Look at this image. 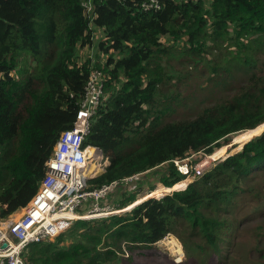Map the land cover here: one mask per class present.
Masks as SVG:
<instances>
[{
    "label": "trees",
    "instance_id": "1",
    "mask_svg": "<svg viewBox=\"0 0 264 264\" xmlns=\"http://www.w3.org/2000/svg\"><path fill=\"white\" fill-rule=\"evenodd\" d=\"M149 1L0 0V217L28 205L38 191L95 70L103 75L106 97L84 143L101 148L110 163L90 179L89 189L166 167L164 186L155 190L170 189L187 177L175 161L192 153H213L209 157L218 161L185 190L143 201L123 192L118 209L139 204L74 221L54 241L30 245L25 264H109L125 252L152 249L169 234L187 257L195 250L226 257L229 208L252 171L264 170V0H158L159 10L143 11ZM95 29L103 33L99 48L106 57L81 61ZM174 46L183 50L174 54ZM174 58L202 63L210 78L225 83L237 68L250 75L230 99L189 120L162 124L158 96L176 76L167 62ZM256 128L259 136L222 160L238 145L235 137L226 146L232 135Z\"/></svg>",
    "mask_w": 264,
    "mask_h": 264
},
{
    "label": "rangeland",
    "instance_id": "2",
    "mask_svg": "<svg viewBox=\"0 0 264 264\" xmlns=\"http://www.w3.org/2000/svg\"><path fill=\"white\" fill-rule=\"evenodd\" d=\"M86 5L90 8L88 1ZM93 35V44L90 45L89 48L84 47L81 52V61H84L87 57H92L97 61L103 60L106 57L99 48V42L104 38L102 31L95 29ZM165 39H168L172 43L171 38L165 37L163 42ZM179 44L181 45L180 42ZM233 49L232 47L229 49L224 47L221 50L228 52ZM182 50L183 47L181 46L173 47L174 54H179ZM167 62H169L173 68V74L171 75L176 76L168 85L162 87L158 96V101L161 102L159 105L163 112L159 121L162 124L189 120L204 108L230 99L247 84L250 75L247 69L237 68L233 73V79L225 83L224 81L222 82L210 78L213 74L207 69L203 70L200 67L202 63L197 64L196 61L193 62L192 60L189 62L185 58L182 64L175 58ZM177 77L182 78V80L179 82L176 80ZM155 116L156 115L153 114L151 118L153 119ZM259 130L260 128H256L254 131L248 133L243 132L232 135L226 146L232 143L235 137H237L239 142L237 147H232L225 157L229 154L232 155L241 151L244 147L242 144L256 136ZM210 155L192 153L186 159L176 161L177 164H175L177 169L186 173L185 175H188L186 179H184L185 181L182 182H185V184L190 183L189 181L193 179L192 176L195 175V173L200 172L201 174L206 169L215 165L218 161L213 165H208L204 169L199 168V165ZM167 169L168 167L156 168L149 172L148 175H140L138 180L129 182L131 186L129 184L125 185L126 189L117 188L109 194L108 198L105 199V204H110L111 206L115 205L114 201H119L115 199L117 191L121 190L124 191L129 189L127 190L129 194L134 192L137 195V200L141 199L142 201L151 197L147 196L149 194L154 193L155 195L158 191L164 192L163 190L155 191V189H157L159 185H163L160 179L164 175L163 172H167ZM190 170H193V172L190 173ZM200 174L197 175V177H199ZM188 185L182 190H185ZM151 187H154L152 192ZM123 191L120 194L121 197ZM153 198H156V195ZM229 209L231 211L229 215V227L223 231L225 243L222 250L225 251L226 257H220L219 255L211 256L210 254H205L196 250L191 256L187 257L184 246L179 238L174 234H169L157 243L154 248L148 250L136 249L130 254L128 252V254H126L125 252L119 259L109 264H202L198 259L199 255L207 259L206 264H264V170L256 168L252 171L250 178L243 183L242 190L236 197L234 208ZM19 212L21 213V211ZM101 217L106 216H97L93 218ZM69 229L67 231H69ZM195 241L199 242V240L196 239ZM178 243L181 245V251L178 250ZM208 252V247H206V253Z\"/></svg>",
    "mask_w": 264,
    "mask_h": 264
},
{
    "label": "built area",
    "instance_id": "3",
    "mask_svg": "<svg viewBox=\"0 0 264 264\" xmlns=\"http://www.w3.org/2000/svg\"><path fill=\"white\" fill-rule=\"evenodd\" d=\"M160 8L158 0H150L142 10ZM103 85L102 73L92 71L73 126L61 133L56 142L45 164L46 173L38 191L28 205L7 217H0V264H25L23 252L30 245L54 241L73 221L110 217L132 205L118 209L105 204V199L117 188L126 189L125 185L138 180V174L88 188L90 179L103 173L110 163L101 148L84 143L98 105L106 97Z\"/></svg>",
    "mask_w": 264,
    "mask_h": 264
},
{
    "label": "bare ground",
    "instance_id": "4",
    "mask_svg": "<svg viewBox=\"0 0 264 264\" xmlns=\"http://www.w3.org/2000/svg\"><path fill=\"white\" fill-rule=\"evenodd\" d=\"M216 163V159L215 158H213V157H207L200 165H199V168L200 169H204L205 167H207L208 165H213V164H215ZM185 168V167H184ZM199 169V170H200ZM183 186H185V182H182V183H180V184H178V185H176V188H183ZM175 187H173V188H170V189H163V191L164 192H156V193H169V191H172L173 189H174ZM162 190V189H161ZM156 191V190H155ZM152 192V191H151ZM155 193V194H156ZM147 196H151V197H155V195H154V193H152V194H149V195H147ZM158 195H156V197H157ZM128 211V210H127ZM170 243H172V242H170ZM181 249V245L178 243V250L179 251H181L180 250Z\"/></svg>",
    "mask_w": 264,
    "mask_h": 264
},
{
    "label": "water",
    "instance_id": "5",
    "mask_svg": "<svg viewBox=\"0 0 264 264\" xmlns=\"http://www.w3.org/2000/svg\"><path fill=\"white\" fill-rule=\"evenodd\" d=\"M262 132H264V130H263ZM262 132H261V133H262ZM261 133H260V134H261ZM260 134H258V135H256V136H259ZM256 136H254L253 138H255ZM253 138H252V139H253ZM250 140H251V139H250ZM250 140L244 142L242 145L244 146V145H245L247 142H249ZM235 152H237V151H235ZM235 152H233V153H235ZM231 154H232V153H231ZM229 155H230V154H229ZM229 155H228V156H229ZM228 156H227V157H228ZM225 158H226V157H225ZM225 158H224V159H225ZM224 159H222V160H224ZM206 170H207V169H206ZM206 170H205V171H206ZM202 173H203V172H202ZM199 174H200V172L195 173V175L192 176L193 179H192L191 181H189V182L191 183V182L197 177V175H199ZM188 184H189V183H186L185 186H187ZM185 186H183L182 189H184ZM182 189H173L172 191H174V190H182ZM163 196H165V195H163ZM163 196H162V197H163ZM149 198H153V197H149ZM147 199H148V198H147ZM145 200H146V199H145ZM137 204H139V203H133L131 206L127 207V209H125V210H123V211H121V212H125V211H127V210H130L131 208H133V207L136 206Z\"/></svg>",
    "mask_w": 264,
    "mask_h": 264
},
{
    "label": "crops",
    "instance_id": "6",
    "mask_svg": "<svg viewBox=\"0 0 264 264\" xmlns=\"http://www.w3.org/2000/svg\"><path fill=\"white\" fill-rule=\"evenodd\" d=\"M120 189H121V188H120ZM122 191H123V190H121V191H117V195H116L115 199H116V201L119 200L118 202H120V200L122 199V197L120 196V194L122 193ZM123 192L125 193V192H127V191H123ZM118 202H115V201H114V204H115L116 207L119 206V203H118ZM115 206H114V207H115Z\"/></svg>",
    "mask_w": 264,
    "mask_h": 264
},
{
    "label": "clouds",
    "instance_id": "7",
    "mask_svg": "<svg viewBox=\"0 0 264 264\" xmlns=\"http://www.w3.org/2000/svg\"><path fill=\"white\" fill-rule=\"evenodd\" d=\"M184 174H186V173H184ZM188 176V175H187ZM166 187V186H165ZM172 191H170L169 193H171ZM168 194V193H167ZM166 195V194H165ZM161 198V197H160Z\"/></svg>",
    "mask_w": 264,
    "mask_h": 264
}]
</instances>
